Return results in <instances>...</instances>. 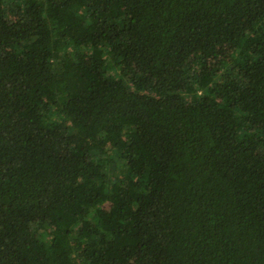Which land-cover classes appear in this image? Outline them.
<instances>
[{
  "label": "trees",
  "instance_id": "16d2710c",
  "mask_svg": "<svg viewBox=\"0 0 264 264\" xmlns=\"http://www.w3.org/2000/svg\"><path fill=\"white\" fill-rule=\"evenodd\" d=\"M0 264H264V0H0Z\"/></svg>",
  "mask_w": 264,
  "mask_h": 264
}]
</instances>
